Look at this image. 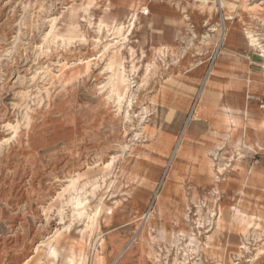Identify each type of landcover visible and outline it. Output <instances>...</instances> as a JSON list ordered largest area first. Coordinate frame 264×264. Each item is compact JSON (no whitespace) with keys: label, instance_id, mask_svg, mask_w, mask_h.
I'll list each match as a JSON object with an SVG mask.
<instances>
[{"label":"rangeland","instance_id":"rangeland-1","mask_svg":"<svg viewBox=\"0 0 264 264\" xmlns=\"http://www.w3.org/2000/svg\"><path fill=\"white\" fill-rule=\"evenodd\" d=\"M263 122L264 0H0V264H264Z\"/></svg>","mask_w":264,"mask_h":264},{"label":"bare ground","instance_id":"bare-ground-1","mask_svg":"<svg viewBox=\"0 0 264 264\" xmlns=\"http://www.w3.org/2000/svg\"><path fill=\"white\" fill-rule=\"evenodd\" d=\"M134 24V23H133ZM133 24H131L129 27H128V31L133 27ZM249 24V23H248ZM122 30V28H121ZM123 31V30H122ZM249 36L251 38V44L254 46V47H259V48H262L261 47V44L259 43V40L253 35V32H249ZM118 41L113 45V46H117L118 45ZM118 47V46H117ZM123 75H124V71L122 72ZM123 77V76H122ZM123 81V80H121ZM125 81V80H124ZM123 83V82H122ZM124 84V83H123ZM113 86V85H112ZM113 94H115L117 97L119 98H122V94H119V92L117 93L115 90L112 91ZM263 125H264V122H263ZM86 146V145H85ZM214 159V158H213ZM215 161V160H214ZM221 162V161H220ZM64 164V163H63ZM222 165L219 166V172L217 175H215V177H217L220 173H227L229 174L228 170L226 169V166H225V163L222 162L221 163ZM209 172V171H208ZM211 172V170H210ZM211 174V173H210ZM241 176V179H242V184L243 186L239 189V196H240V200H241V208H238V214L237 215H234V219H235V223L236 224H239L241 225L242 227L245 228V232H244V236L245 238H248L247 235L249 232H251V230L254 228H252L253 226V223H254V219L250 216V217H246L247 214H248V211L245 207L246 205V200H252L254 199V196L256 194V191H257V188H256V185L257 183H262L264 184V173H261V177L260 179H257L254 178V176L252 175H248V174H240ZM223 177V176H222ZM220 178V177H218ZM70 189H69V192L71 193V195L73 196V200H75L74 202H76L77 206L78 207H81L84 205L82 199H81V193L85 190L86 186L88 183H85L83 185H81L78 181H72L70 182ZM216 185V184H215ZM220 186L222 188H225L226 186V182L225 181H221L220 183ZM264 192V185L263 187L261 188V192L259 193V197L260 198H263L264 195L263 193ZM71 198V197H70ZM72 200V201H73ZM211 225H212V229L215 228L216 232L222 230V221L223 218H222V215H223V208L221 206H217L216 209H213L211 208ZM251 212V211H250ZM88 215V214H87ZM99 215H100V210H94L93 214L89 217V225L87 226V229H90V232H93L94 230H96V228L98 227V220H99ZM254 215V214H253ZM261 217V216H260ZM88 221V222H89ZM256 229V228H255ZM257 230V229H256ZM253 231V230H252ZM254 232V231H253ZM255 233V232H254ZM253 233V234H254ZM257 233V232H256ZM219 234V233H218ZM217 234V235H218ZM215 235V234H214ZM219 236V235H218ZM249 236V235H248ZM215 237V236H214ZM222 237V236H221ZM243 238V237H241ZM232 239V238H231ZM230 239V240H231ZM215 240V239H214ZM213 240V241H214ZM244 240V239H243ZM250 241V240H248ZM215 242V241H214ZM217 242V241H216ZM205 243V246H206V251H207V254L210 253V247H211V244L213 243L212 242V237L211 236H208L206 237V241L204 242ZM247 243V242H246ZM53 245L54 244H51L50 245V251L51 253H53L52 255H54V249H53ZM244 247H246L245 243L242 244ZM243 247V248H244ZM50 253V252H48ZM241 254V253H240ZM207 259V258H206ZM232 263V262H231ZM217 264H221V263H217ZM233 264V263H232Z\"/></svg>","mask_w":264,"mask_h":264},{"label":"crops","instance_id":"crops-1","mask_svg":"<svg viewBox=\"0 0 264 264\" xmlns=\"http://www.w3.org/2000/svg\"><path fill=\"white\" fill-rule=\"evenodd\" d=\"M230 41L232 42V39H230L227 43H230ZM241 46H243V47H245V48H248V47H246L243 43L241 44ZM224 67H225V65H224V63H220L219 64V66L217 67V70L216 71H214L210 76V78H209V80L207 81V83H206V87H208L209 89H215V88H217L218 87V84H219V81L221 80V74H222V69L224 70ZM240 77L242 78L243 76H245L246 74H250L251 72H250V70L247 68V66L246 65H242V67L240 68ZM233 82V81H232ZM232 82H228L227 83V85L225 86V97L223 98V99H221L222 100V104L225 102V101H229L230 99L229 98H231L233 95H231V94H233L234 92H236L235 90H233V88H232ZM249 95L250 94H248L246 97H245V102H246V107L247 108H249V109H253V106H252V104H251V101H250V99H249ZM215 113V112H214ZM251 131H250V133H251V135L255 138L256 136H257V134H258V132H261V129H259V130H257V128L256 127H251ZM165 135H167V133L165 132L164 133ZM170 138H171V140H172V145H173V139H172V136L169 134L168 135ZM172 145H171V147H172ZM178 147V146H177ZM230 147H231V149H234V147L233 146H231L230 145ZM171 149V148H170ZM169 149V150H170ZM236 149V148H235ZM166 151H168V150H166ZM198 152V151H197ZM195 153V154H197L198 155V153ZM176 153V152H175ZM199 155H202V154H199ZM192 156H193V154H192ZM191 158V157H190ZM189 159V157L188 158H184V162L186 163V161ZM173 161V160H172ZM240 161V164H239V166L238 167H236V169H234V172L233 173H235V174H237L238 176H239V178L241 179V176H240V171H241V166L240 165H243V167H245V168H247V169H249V167L247 166V165H245L244 163H243V161H241V160H239ZM185 168H186V166H185ZM253 168V167H252ZM259 168V167H258ZM260 169V168H259ZM250 170H252V169H250ZM261 170V169H260ZM262 171V170H261ZM241 181H242V179H241Z\"/></svg>","mask_w":264,"mask_h":264}]
</instances>
